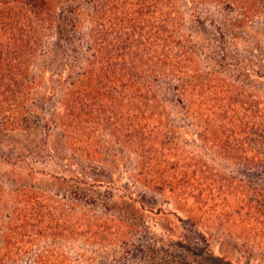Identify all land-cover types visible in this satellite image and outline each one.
Returning a JSON list of instances; mask_svg holds the SVG:
<instances>
[{
  "label": "rangeland",
  "instance_id": "rangeland-1",
  "mask_svg": "<svg viewBox=\"0 0 264 264\" xmlns=\"http://www.w3.org/2000/svg\"><path fill=\"white\" fill-rule=\"evenodd\" d=\"M113 1L102 2L109 20L123 11V3ZM135 3L149 44L153 24H173V52H182L184 61L171 73L190 88L215 89V104L227 102V93L237 94L228 102L239 112L231 124L240 123L246 132L248 95L264 102V0ZM76 4L84 14L80 30L87 32L94 1ZM5 14H0V186L7 193L0 202V251L17 254L7 264H264V143L250 145L243 135L237 149L233 138L223 137L214 152L197 139L195 120L178 118V105L162 124L168 133L161 140L177 144L178 160L188 157L190 173L209 170L210 183L194 179L185 189L189 193L179 196L168 188L153 190L141 179L135 112L120 103L116 83L103 81L101 106H91L94 115L83 128L63 126L64 118H74L65 92L82 64L92 69L93 48L83 51L88 46L83 41L56 48L53 36L40 40H47L48 54L15 55ZM257 75L262 77H252ZM259 109L258 114L262 103ZM250 148L260 158L248 162ZM16 190L40 194V228L31 217L9 226L5 216L13 210L30 214L26 199L13 196Z\"/></svg>",
  "mask_w": 264,
  "mask_h": 264
},
{
  "label": "trees",
  "instance_id": "trees-1",
  "mask_svg": "<svg viewBox=\"0 0 264 264\" xmlns=\"http://www.w3.org/2000/svg\"><path fill=\"white\" fill-rule=\"evenodd\" d=\"M93 1L94 14L86 15L90 26L87 32H83L80 30V23L83 22L80 15L84 14L80 12L76 0H0V14L6 13V18L11 21L9 34L14 36L9 47L13 54L16 55L19 51L25 57H31L37 50L39 55L48 54L50 51L46 46L47 40L44 43L40 40L43 37L53 36L56 44H60L56 48L63 47L64 42L79 44L80 41L88 45L83 49L87 51L86 53L89 52L88 48H93L92 62H90L92 69L88 72V66L82 64L75 82L74 80L71 82V88L66 90L63 98L67 111L74 114L73 120L64 118L63 126L67 130L75 131L83 128V125L92 119L90 117L94 115L92 113L94 108L91 106L94 103L101 106L100 100L105 96L106 86L103 81L116 83L120 88L116 93L120 103L122 106H129L127 112L133 110L135 112L137 147L143 172L141 179L153 190L168 188L176 192L177 196L189 193L185 189L188 184L194 183V179L197 180V184L210 183L209 170L199 169L198 172L190 173L188 165H185L188 157L178 160L179 154L175 152L177 144L170 147L167 142L165 143V138L161 140L162 135L168 133L162 124L172 118L178 105L182 109L178 118L193 119V122L195 120L194 124L198 126L197 139L205 141L214 152L215 145L219 146L223 137L227 140L233 138L237 149L241 146L238 141L243 135L248 138L250 145H256L258 141L264 143V122L261 119L264 110L258 114L259 105L262 103L264 106V102H260L257 96L248 95V122L246 132H243L240 123L235 124V121L231 124V120L239 112L228 102L232 95L237 96V94L227 93L225 95V98H228L227 102L215 104V89L202 86L190 88V84L179 78L180 75L175 77L176 75L171 73L175 67L180 68L184 61V55H180L181 51L179 55L173 52L172 46L177 45V37L173 39L176 34L173 24H153L151 33L154 40L149 44L144 38L146 32L140 24L141 18L134 10L137 5L136 0H117L118 2L114 0L115 5L123 3V11L118 15L114 14L111 20L106 17V12H103V0ZM155 2L158 3V0ZM157 16H160L159 8H157ZM158 19L155 23L159 22ZM111 24L113 30L108 29ZM109 31L114 33L111 40L109 37L112 33ZM17 37L27 38L26 43L20 44V38ZM169 74L172 75L169 77ZM70 77L73 78V75L71 74ZM252 77L259 79L262 76ZM115 99L111 102L113 103ZM197 99L206 102L198 103ZM101 113L104 114L105 111H100L99 114ZM96 115L98 114H95L94 118L102 122L103 118H98ZM225 120L227 123H224ZM126 121L127 119L124 122ZM216 122L220 125H216ZM250 152L252 155L248 158V162L257 160L256 158L261 156L257 149L250 148ZM168 161L174 164L169 166L171 170L167 169ZM201 163V166L209 169L206 162ZM53 177L57 178V176ZM74 179L85 183L83 179L72 176V180ZM6 193L5 188L0 186V202L3 201ZM13 196L21 198L22 201L26 199L24 202L29 203L30 214L26 213L24 208H19L17 214L13 210L11 214L5 216L9 226L13 227L18 220L24 225L31 217L35 220V225L40 228L42 223L39 213L40 194L32 190L18 192L16 190ZM52 228L47 227V230ZM15 255L17 254L9 250L0 251V264H7Z\"/></svg>",
  "mask_w": 264,
  "mask_h": 264
}]
</instances>
